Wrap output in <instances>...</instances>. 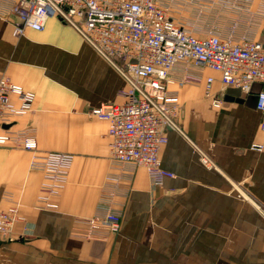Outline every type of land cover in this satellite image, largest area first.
I'll list each match as a JSON object with an SVG mask.
<instances>
[{"label": "crops", "instance_id": "obj_1", "mask_svg": "<svg viewBox=\"0 0 264 264\" xmlns=\"http://www.w3.org/2000/svg\"><path fill=\"white\" fill-rule=\"evenodd\" d=\"M13 1L0 0V75L35 95L31 111L13 126L31 125L40 153L74 157L55 199L58 208L44 209L36 206L41 175L28 169L31 152L0 145V207L17 204L23 217L11 237L0 240V264H264V130L255 107L257 86L249 94H228L219 73L178 63L174 79L191 74L200 81L168 87L177 92L179 109L176 126L165 129L159 160L173 175L155 185L142 166H129L124 176L109 158L107 123L90 109L120 102L117 91L125 80L58 16L40 30L15 33ZM173 1V7L249 8L251 14L264 3ZM232 16L228 11L221 18L230 24ZM207 76L214 79L212 96L204 93ZM214 96L222 99L220 107L212 105ZM201 153L211 164L203 163ZM101 198L121 209L120 230L86 236L76 218L90 216Z\"/></svg>", "mask_w": 264, "mask_h": 264}, {"label": "built area", "instance_id": "obj_2", "mask_svg": "<svg viewBox=\"0 0 264 264\" xmlns=\"http://www.w3.org/2000/svg\"><path fill=\"white\" fill-rule=\"evenodd\" d=\"M166 0H14L10 11L17 18L15 33L24 27L40 30L47 19L58 16L73 26L105 60L113 65L126 82L118 89L120 102H104L90 113L107 123L109 158L121 169L142 166L155 185L173 173L160 166L159 152L166 143L165 129L175 127L179 109L177 92L170 84L197 83L200 77L185 74L174 79L171 70L178 64L207 67L219 73L222 89L238 88L249 94L257 86L255 107L261 114L264 130V3L254 14L233 22L231 32H208L198 36L167 13ZM249 9V8H239ZM242 31L238 32L240 27ZM213 77L204 80V93L212 96ZM34 93L0 75V145L20 147L31 152L30 171L41 175L36 206L57 209L55 200L65 187L73 154L49 151L40 153L31 125L14 127L17 117L32 109ZM222 99L212 97L220 107ZM258 150L262 145H255ZM201 160L211 164L201 153ZM120 176L114 177V181ZM113 193H111L112 196ZM121 209L110 199L101 198L94 212L76 221L86 226L85 235L100 237L117 233L121 227ZM23 217L18 205L0 207V240L11 237L14 223Z\"/></svg>", "mask_w": 264, "mask_h": 264}, {"label": "rangeland", "instance_id": "obj_3", "mask_svg": "<svg viewBox=\"0 0 264 264\" xmlns=\"http://www.w3.org/2000/svg\"><path fill=\"white\" fill-rule=\"evenodd\" d=\"M167 5H165L167 9V13L175 18L177 22L182 24L184 27L189 29L191 32L198 36H203L208 32H213L216 34H220V31L223 30H231L233 26V22L238 20L239 18L245 17L247 13L250 12V9H216V8H204V7H173L171 5L173 0H166ZM233 14V21L230 24L223 22L221 16L225 17L227 13ZM219 18L221 19H218ZM261 34L263 33L264 24L262 20L259 21ZM242 26V25H241ZM241 29H245V27H240ZM260 34V36H261ZM222 35V34H220Z\"/></svg>", "mask_w": 264, "mask_h": 264}, {"label": "water", "instance_id": "obj_4", "mask_svg": "<svg viewBox=\"0 0 264 264\" xmlns=\"http://www.w3.org/2000/svg\"><path fill=\"white\" fill-rule=\"evenodd\" d=\"M226 93L232 94V95H239L240 94V90L238 88L229 87V88L226 89Z\"/></svg>", "mask_w": 264, "mask_h": 264}]
</instances>
